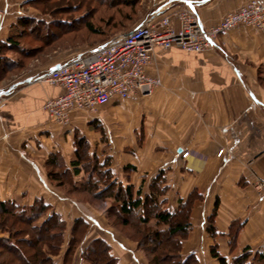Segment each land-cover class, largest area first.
<instances>
[{"label": "crops", "instance_id": "obj_1", "mask_svg": "<svg viewBox=\"0 0 264 264\" xmlns=\"http://www.w3.org/2000/svg\"><path fill=\"white\" fill-rule=\"evenodd\" d=\"M248 1L159 0V20L170 17L178 26L176 12L190 10L205 27H211ZM16 6L9 11L8 6L0 9V42L23 31L13 33L21 17L19 3ZM96 46L81 48L78 54ZM155 54L148 73L161 78L159 87L146 96L113 99L96 114L74 111L71 126L54 122L43 108L62 88L38 80L67 59L41 61L0 88L8 91L14 86L5 92L7 99L0 105V202L30 206L42 198L66 217L76 204L51 180L48 159L58 154L71 167L75 138L85 137L98 156L100 145L110 146V167L125 185L146 193L159 175L165 192L160 201L165 200L164 207L172 213L180 199H188L193 192L202 196L193 204L185 255L195 252L201 264H217L210 253L213 245L228 258L248 247L264 252V195L255 187L264 178V31L240 25L216 38L213 47L203 53L173 46L157 47ZM7 56L19 59L8 52ZM128 165L136 169L127 171ZM77 178H84V173ZM217 200V234L213 236L207 220ZM74 213L97 224L86 212ZM233 230L237 236L231 247ZM69 240L66 232L63 250ZM117 243L120 264L139 261L130 242ZM78 254L73 264H78Z\"/></svg>", "mask_w": 264, "mask_h": 264}, {"label": "trees", "instance_id": "obj_2", "mask_svg": "<svg viewBox=\"0 0 264 264\" xmlns=\"http://www.w3.org/2000/svg\"><path fill=\"white\" fill-rule=\"evenodd\" d=\"M35 1L27 0L25 3ZM37 1L40 4L43 2V0ZM34 21L35 19L21 16L13 27L26 28ZM53 22L45 23V26L53 36L60 38V34H56L51 27ZM55 22L65 24L64 20H55ZM87 26L92 28L90 24ZM97 31L99 30H96L99 34ZM23 33L22 31L20 34L11 35L7 41L0 42V81L7 78L8 72L24 67L22 59H12L7 56V52H16L23 59L28 58L27 56L32 52V49L20 44L19 40ZM115 38L117 37L104 40L95 48L86 49L81 54L90 53ZM70 61L72 60L66 63ZM90 149L87 138L77 136L75 159L71 167L65 165L61 156L52 154L48 159V164L52 168L49 171L51 180L67 193L91 194L92 200L97 201L111 199L113 202L106 210L107 217L113 215L120 217L126 226L143 235L139 240L131 238L136 242L137 249H140L139 246L143 242L153 240L160 249L159 256L162 252L171 254L165 260L154 256L151 264H201L195 252L185 255L182 250L183 242L192 228L193 204L202 196L193 192L188 199H180L178 208L172 213L169 208L164 207L166 201H160L161 195L165 192L160 187L159 175L144 195L142 188L136 189L134 185H125L116 177L110 167L111 156L100 161ZM56 168L59 170L55 171ZM125 169L134 170L136 167L128 165ZM81 173H84V178H77ZM218 206L219 200L216 201L214 210L207 220V230L213 236L217 234L214 217ZM87 217L78 216L69 225L65 216L54 211L53 206L42 198H36L30 206L14 201L0 202V264L7 263L8 259L21 264H73L77 251H79L78 260H82L78 261V264H120L116 248L108 238L103 235L91 237V221ZM68 229L71 237L66 249L63 250ZM236 234V231H231V247L235 246ZM210 249L217 264H255V262L264 264V252H252L250 247L230 260L218 252L217 245L211 246Z\"/></svg>", "mask_w": 264, "mask_h": 264}, {"label": "built area", "instance_id": "obj_3", "mask_svg": "<svg viewBox=\"0 0 264 264\" xmlns=\"http://www.w3.org/2000/svg\"><path fill=\"white\" fill-rule=\"evenodd\" d=\"M175 16L178 26L172 24L170 17L159 20V14H154L130 32L38 77L63 90L44 102L49 118L69 126L74 111L92 115L113 99L149 95L162 84L159 76L148 73L157 47L177 46L187 52L203 53L213 47L216 38L240 25L264 31L263 0H249L211 27H205L190 10H180ZM6 99L5 91L0 89V105ZM223 151L219 150L218 155ZM187 155L188 152L183 153L184 157ZM255 187L264 195V178L258 179Z\"/></svg>", "mask_w": 264, "mask_h": 264}, {"label": "rangeland", "instance_id": "obj_4", "mask_svg": "<svg viewBox=\"0 0 264 264\" xmlns=\"http://www.w3.org/2000/svg\"><path fill=\"white\" fill-rule=\"evenodd\" d=\"M25 2L26 0H0V9L5 10V7L8 6L7 10L9 11L12 8H16L19 3L21 16L35 19L26 28L19 26L16 27V30L14 29L13 33L23 30L24 33L19 40L20 44L27 49H32V52L25 59L16 52H8L19 58L17 60L22 59L24 67L8 72L7 78L0 81V88L8 86L15 79L23 76L25 72L39 65L41 61L45 62L54 58L72 60L80 55L78 53L81 48L93 47L104 40L130 32L152 15L159 14V7H161L159 0H43L41 4L37 0L31 3ZM55 20H64L65 24H58ZM52 21L54 22L51 27L56 34H60V38L53 36L52 32L45 26V23H52ZM88 24L92 25V28H89ZM96 30H99L97 31L99 34L96 33ZM261 83L264 86V81ZM105 134L107 136L106 132ZM106 138L108 140V137ZM102 145L104 146V144ZM102 145L98 147L99 149L101 148L99 156L95 152L100 159L109 156L107 152H109L110 146L107 145V149L102 147ZM90 148L92 153L96 151L95 149L94 151L92 150V145H90ZM66 195L76 204L71 205L70 211L65 217L69 225L72 224L77 216L74 212H77V214L86 212L97 223L94 224L91 221V229L95 228V233L93 234L103 235L108 239L112 236L116 240L115 243H112L113 245L115 244L116 252L120 253L117 247L118 241L125 245L130 242L133 245L135 252H138L137 257L140 258L136 264H151L152 258L159 256L161 253H159L160 249L153 240H151L152 242L148 241L149 243L147 241L143 242L139 246L140 249H137L136 242L131 238L139 240L143 235H140V232L132 227L126 226L120 217L115 215L107 217L106 210L110 208L109 205L113 202L111 199L92 200L91 194L88 195L87 193H67ZM95 225L106 229L102 231L100 227L98 228ZM139 226L143 227L142 225ZM69 230L67 231L68 239L71 237ZM77 236L79 237V235ZM185 241L183 242V249ZM126 255L127 252L125 251L123 257H126ZM169 255L171 254L162 252L159 258L165 260ZM128 256H130L129 253ZM79 261L81 262L82 260L79 259ZM5 264L21 263L11 262L8 259Z\"/></svg>", "mask_w": 264, "mask_h": 264}, {"label": "water", "instance_id": "obj_5", "mask_svg": "<svg viewBox=\"0 0 264 264\" xmlns=\"http://www.w3.org/2000/svg\"><path fill=\"white\" fill-rule=\"evenodd\" d=\"M61 67V65L59 64V65H56V66H54V67H52L51 69H50V71H54V70H56V69H58V68H60ZM31 79H27V81H30ZM14 86H12L8 91H5L6 93H9V91L13 88Z\"/></svg>", "mask_w": 264, "mask_h": 264}]
</instances>
